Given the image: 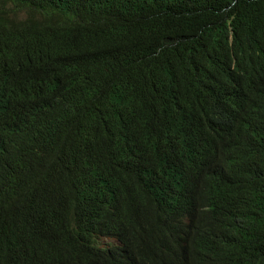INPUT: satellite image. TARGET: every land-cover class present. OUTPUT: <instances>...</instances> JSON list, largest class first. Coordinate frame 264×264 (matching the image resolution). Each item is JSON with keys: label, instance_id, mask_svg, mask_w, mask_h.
<instances>
[{"label": "trees", "instance_id": "obj_1", "mask_svg": "<svg viewBox=\"0 0 264 264\" xmlns=\"http://www.w3.org/2000/svg\"><path fill=\"white\" fill-rule=\"evenodd\" d=\"M0 264H264V0H0Z\"/></svg>", "mask_w": 264, "mask_h": 264}]
</instances>
